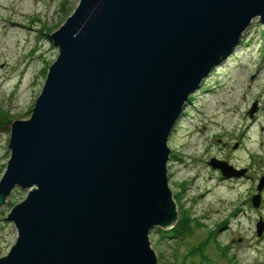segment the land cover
I'll use <instances>...</instances> for the list:
<instances>
[{"label":"water","instance_id":"water-1","mask_svg":"<svg viewBox=\"0 0 264 264\" xmlns=\"http://www.w3.org/2000/svg\"><path fill=\"white\" fill-rule=\"evenodd\" d=\"M256 17L264 0H80L50 33L58 56L30 117L11 124L0 206L28 193L7 214L18 235L0 264H158L150 231L178 220L169 137ZM263 189L264 175L255 208Z\"/></svg>","mask_w":264,"mask_h":264},{"label":"rangeland","instance_id":"rangeland-1","mask_svg":"<svg viewBox=\"0 0 264 264\" xmlns=\"http://www.w3.org/2000/svg\"><path fill=\"white\" fill-rule=\"evenodd\" d=\"M79 1L0 0V179L10 158L12 121L30 117L48 68L58 56L50 33ZM237 82L242 84L237 96L227 100ZM222 102L229 120L218 117ZM168 146V181L178 211L175 225L187 215L192 230L174 238L163 237L161 228L152 229L149 239L158 264H181L194 246L204 242L203 257L190 256L188 264H264V230L262 236L257 234L264 206L251 205L264 175V21L260 17L252 20L232 53L190 96ZM213 158L244 173L222 178L210 164ZM27 193L15 188L0 206V256L7 254L18 235L7 214Z\"/></svg>","mask_w":264,"mask_h":264},{"label":"trees","instance_id":"trees-1","mask_svg":"<svg viewBox=\"0 0 264 264\" xmlns=\"http://www.w3.org/2000/svg\"><path fill=\"white\" fill-rule=\"evenodd\" d=\"M190 218L187 215H183L182 218L178 221V223L172 227L171 229H169L168 231H164L162 229H158L159 233L163 234V237H174V238H181L183 236H185L186 234H188L189 232H191L192 230V225L190 222ZM162 237V238H163ZM206 244V242H204ZM204 243L200 244L199 246H194L193 249L189 252V254L185 255V259L183 260V262L181 264H188L187 259L192 256H196V255H201L203 257V245ZM194 264V263H193Z\"/></svg>","mask_w":264,"mask_h":264},{"label":"bare ground","instance_id":"bare-ground-1","mask_svg":"<svg viewBox=\"0 0 264 264\" xmlns=\"http://www.w3.org/2000/svg\"><path fill=\"white\" fill-rule=\"evenodd\" d=\"M237 83H239V85H237L236 88H232L229 91V94L230 95L227 97V100H230V99L233 100L237 96V94H238L237 93V90L239 91L240 90V87L242 85L240 82H237ZM224 105H225L224 102H222V105L219 106L218 117L220 118V121H225L227 119L229 120L231 118V116L227 112L224 111V107H223ZM256 137H258V136L256 135Z\"/></svg>","mask_w":264,"mask_h":264},{"label":"flooded vegetation","instance_id":"flooded-vegetation-1","mask_svg":"<svg viewBox=\"0 0 264 264\" xmlns=\"http://www.w3.org/2000/svg\"><path fill=\"white\" fill-rule=\"evenodd\" d=\"M238 176H239V175H238ZM222 178H226V177L222 175ZM263 190H264V189H263ZM262 194H263V198H262L261 203H260L261 207L264 206V192H262ZM251 201H252V199H251ZM251 205H253V203H251ZM261 207H260V208H261ZM257 208H258V207H257ZM263 217H264V216H263ZM263 217H262V218H263ZM263 237H264V236H263Z\"/></svg>","mask_w":264,"mask_h":264}]
</instances>
